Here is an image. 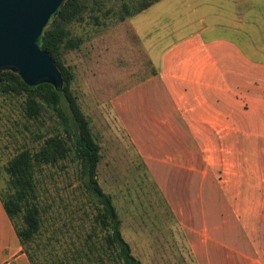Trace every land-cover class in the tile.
I'll return each mask as SVG.
<instances>
[{
    "label": "crops",
    "instance_id": "1",
    "mask_svg": "<svg viewBox=\"0 0 264 264\" xmlns=\"http://www.w3.org/2000/svg\"><path fill=\"white\" fill-rule=\"evenodd\" d=\"M218 3V22H204L209 9L113 106L161 191L184 194L175 216L195 264H264V17L245 22L241 1ZM214 135L217 145L195 144ZM0 264H30L1 200Z\"/></svg>",
    "mask_w": 264,
    "mask_h": 264
},
{
    "label": "rangeland",
    "instance_id": "2",
    "mask_svg": "<svg viewBox=\"0 0 264 264\" xmlns=\"http://www.w3.org/2000/svg\"><path fill=\"white\" fill-rule=\"evenodd\" d=\"M239 1L243 21L264 17V0ZM218 2L157 0L144 12L139 11L122 21L108 16L104 24L74 26L75 31L82 34L83 41L79 48L64 54L66 63L75 73L73 88L77 100L89 116L92 132L100 144L98 182L111 194L120 233L142 264H195L186 227L175 216L176 211H185L186 205L184 194L161 191L154 180L153 169L148 167L129 135L128 122L122 120L113 106V97L149 75V68L158 66L160 50L189 28L200 27V17L209 9L214 15L205 16L204 22H218ZM187 17L194 21L187 27L182 26ZM178 26L184 29L171 35L170 30ZM215 30L218 31V27ZM20 100L19 96L0 94L1 189L5 186L2 166L6 159L22 145H36L34 133L62 128L49 108L44 109L39 120L26 119L20 110ZM219 141L216 135L195 138V144L202 148L217 145ZM72 158L56 165H43L36 172L37 198L44 209L45 224L40 241L45 240L51 229L59 228L63 233L55 235L61 246H66L70 244L69 233L72 237L76 233L81 236L90 228L86 219L83 227L76 223L80 221L78 216L83 217V210L92 209V205L78 163ZM70 224L75 228L66 230L64 227Z\"/></svg>",
    "mask_w": 264,
    "mask_h": 264
},
{
    "label": "trees",
    "instance_id": "3",
    "mask_svg": "<svg viewBox=\"0 0 264 264\" xmlns=\"http://www.w3.org/2000/svg\"><path fill=\"white\" fill-rule=\"evenodd\" d=\"M157 0H65L42 35V47L49 51L61 73L62 84L55 88L49 82L26 84L11 70H0V94L19 96L20 110L26 119L39 120L49 108L62 128L33 134L36 145H22L3 164L5 186L0 200L10 218L18 240L30 264H142L119 230L117 210L111 194L97 179L100 144L96 140L90 118L81 108L73 88L75 77L64 54L79 48L82 34L74 26L104 24L113 16L122 21ZM78 163L79 173L89 194L92 209L83 210L80 221L88 220L90 228L81 236L69 233V245L61 246L54 228L45 240L39 239L45 226L43 207L37 198L36 172L43 165H56L66 159ZM75 228L73 224L64 227ZM80 238V239H78ZM60 249V251L58 250Z\"/></svg>",
    "mask_w": 264,
    "mask_h": 264
},
{
    "label": "water",
    "instance_id": "4",
    "mask_svg": "<svg viewBox=\"0 0 264 264\" xmlns=\"http://www.w3.org/2000/svg\"><path fill=\"white\" fill-rule=\"evenodd\" d=\"M65 0H0V70L17 73L26 84H62L61 73L42 35Z\"/></svg>",
    "mask_w": 264,
    "mask_h": 264
}]
</instances>
